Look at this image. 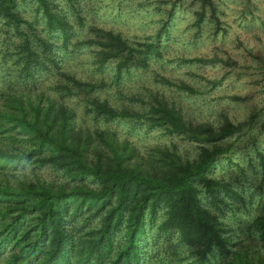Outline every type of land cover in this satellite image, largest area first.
Here are the masks:
<instances>
[{
  "label": "trees",
  "instance_id": "16d2710c",
  "mask_svg": "<svg viewBox=\"0 0 264 264\" xmlns=\"http://www.w3.org/2000/svg\"><path fill=\"white\" fill-rule=\"evenodd\" d=\"M198 1L203 6L211 3ZM39 3L48 28L69 40L71 23L66 15L51 8L50 0ZM15 7L16 0H0V16L16 27L21 17ZM38 41L44 53L50 51L48 42ZM94 43L100 46L94 62L119 59L116 78L129 61L144 62L149 54L159 52L155 42L133 47L112 30L100 31ZM22 45L33 92L5 93L0 87V132L16 133L15 147L0 145V197L9 201L0 210L15 211L1 229L4 238L14 235L15 246L24 244L2 264H143L140 241L146 233V216L154 218L160 208H165L166 216L159 229L176 231L184 245L195 248L198 264L216 256L225 264H264V245L243 241L233 223L222 216L220 204L227 205L240 193L214 172L217 156L228 148L221 142L246 123L227 118L216 126L195 122L153 92L147 115L130 104L114 106L96 95L93 82L62 70L56 59L61 80L54 83L50 95L31 69L49 68L39 57L43 51L30 47L26 36ZM121 117H144L140 121L149 126L161 125L169 134L210 144L200 146L195 159L184 156L176 143L141 150L109 124ZM31 162L37 168H28ZM41 166L60 176L45 174ZM10 169L14 181L6 173ZM203 192L216 201L215 206L203 200ZM27 213L32 219L24 225L22 217ZM94 215L98 224L78 233ZM79 216L84 217L78 229L72 221ZM255 220L264 244V214Z\"/></svg>",
  "mask_w": 264,
  "mask_h": 264
},
{
  "label": "rangeland",
  "instance_id": "374dc122",
  "mask_svg": "<svg viewBox=\"0 0 264 264\" xmlns=\"http://www.w3.org/2000/svg\"><path fill=\"white\" fill-rule=\"evenodd\" d=\"M50 1L51 8L66 15L71 23V38L67 41L59 31L48 28L39 0H16L15 10L21 17L16 27L13 21L0 16L1 90L33 92L30 75L24 69L26 49L22 44L26 36L30 47L42 52L38 39L43 38L50 51H43L39 57L50 66L31 69L39 86L50 95L54 83L61 80L60 70L67 69L93 82L101 99L114 106L130 104L143 115L150 110L153 92L195 122L216 126L227 118L246 123L221 142L228 148L217 156L214 172L240 193L227 205L220 204L222 216L233 223L243 241L264 245L260 232L255 230L259 221H254L264 214V0H211L204 6L198 0ZM102 30L120 33L133 47L155 42L159 52L149 54L144 62L138 58L129 61L116 78L118 58L101 65L93 61L100 48L94 40ZM144 119L121 117L109 124L141 150L176 143L184 156L195 159L200 146L206 143L169 134L161 125L149 126L140 121ZM15 138L14 130L2 131L0 145L12 149ZM30 164L28 168H37L36 163ZM39 170L60 176L44 166ZM10 171L6 173L14 181ZM202 198L211 207L216 205L204 192ZM8 203L7 198L0 197L2 209ZM14 212L3 214L0 210V264L24 244L21 241L15 246L17 236L4 238L1 230ZM165 216V208H160L154 218L146 216V233L140 241L142 263L198 264L195 248L184 245L176 231L159 229ZM83 217L72 224L79 229ZM31 219L27 213L22 223L26 225ZM98 222L97 215L91 216L78 233ZM249 225L252 230H247ZM207 264L225 261L216 256Z\"/></svg>",
  "mask_w": 264,
  "mask_h": 264
}]
</instances>
